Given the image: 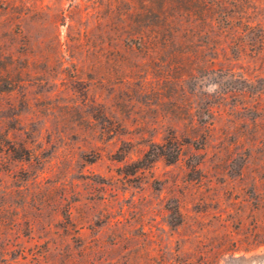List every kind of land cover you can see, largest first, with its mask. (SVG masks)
Masks as SVG:
<instances>
[{
	"label": "rangeland",
	"instance_id": "rangeland-1",
	"mask_svg": "<svg viewBox=\"0 0 264 264\" xmlns=\"http://www.w3.org/2000/svg\"><path fill=\"white\" fill-rule=\"evenodd\" d=\"M0 264H264V0H0Z\"/></svg>",
	"mask_w": 264,
	"mask_h": 264
}]
</instances>
